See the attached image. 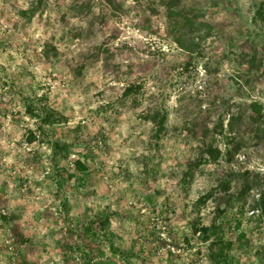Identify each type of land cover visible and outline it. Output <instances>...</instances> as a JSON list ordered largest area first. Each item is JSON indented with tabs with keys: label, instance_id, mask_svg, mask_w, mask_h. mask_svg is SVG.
Masks as SVG:
<instances>
[{
	"label": "rangeland",
	"instance_id": "rangeland-1",
	"mask_svg": "<svg viewBox=\"0 0 264 264\" xmlns=\"http://www.w3.org/2000/svg\"><path fill=\"white\" fill-rule=\"evenodd\" d=\"M263 7L0 0V264H264Z\"/></svg>",
	"mask_w": 264,
	"mask_h": 264
},
{
	"label": "trees",
	"instance_id": "trees-1",
	"mask_svg": "<svg viewBox=\"0 0 264 264\" xmlns=\"http://www.w3.org/2000/svg\"><path fill=\"white\" fill-rule=\"evenodd\" d=\"M33 14H34V10L30 12V16H32ZM258 15L264 17V7L260 10V13ZM179 16H181V15H179ZM180 18L181 19L179 20V22H180L182 27L191 28L192 25L194 24V20L189 18L186 15H182ZM130 92H131V90L126 89L124 92V96H128ZM25 111L28 113V115H30V117L36 118L41 125H47L48 126V125H54V124L58 123V119L55 116H53V114L47 113L44 115H40L39 113L34 112V109L32 108V106H30V104L25 105ZM162 126H163V122H160L159 126L157 127V134L161 133ZM75 167L78 171H81V172L85 171V167L78 161L75 162ZM205 199H206V197L203 198V200H205ZM260 211H261V213H264V208L261 207ZM105 221L106 220L103 219L101 221V224L103 225L105 223ZM216 229L217 228H215V226H212V227L210 226L209 228L202 229L201 232H202L204 241H208V239L211 235V234L210 235L208 234L210 232V230H212V232H210V233L217 234L218 229H217V231H216ZM84 233L86 234V236L91 241L98 240V235L95 232L91 231L90 228H87V230H85ZM214 236L216 239H215V242L213 243L215 245H213L214 250H213L211 257L215 262L220 263L222 261H225L226 254L230 250L231 244L227 241H224L222 237H218L217 235H214Z\"/></svg>",
	"mask_w": 264,
	"mask_h": 264
}]
</instances>
